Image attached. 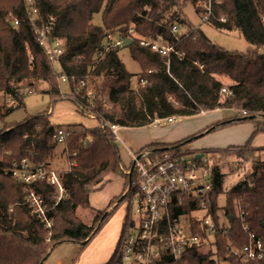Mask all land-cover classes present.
<instances>
[{
    "label": "trees",
    "instance_id": "trees-1",
    "mask_svg": "<svg viewBox=\"0 0 264 264\" xmlns=\"http://www.w3.org/2000/svg\"><path fill=\"white\" fill-rule=\"evenodd\" d=\"M205 1L35 0L33 7L40 17L39 25L54 18L53 34L65 42L60 68L71 78L68 88L77 92L75 105L92 108L88 111L96 115L98 121L122 128H144L153 126L156 120L235 110L238 115L233 120L221 122L203 135L245 122L253 123L255 135L264 133V0H221L214 6V14L217 18H225L226 23L213 19L207 23L218 30L239 32L250 46L245 53L228 51L213 44L201 30H194L188 24L184 8L192 5L200 14L198 5ZM98 14H101L102 26L92 23ZM3 18L18 19L19 29L8 31ZM130 26L142 38H162L165 43L174 44L175 50L182 55L172 54L167 67L164 59L150 48L139 46L137 41L129 46L131 57L140 65L142 76L139 77L146 81L145 85L138 82L134 86V75L123 64L120 49H104L107 30L123 32ZM173 26H178L181 31L178 40L171 33ZM55 66L30 26L24 1L0 0V91L11 100L0 108V123L25 108L26 89L49 96L53 103L60 100L62 87ZM111 77L116 78V84L108 90V102H96V91L102 87L98 80L103 81L104 88ZM222 78L228 80L229 95L221 94ZM82 80H87L88 89L94 90L92 100L83 99L87 89H80ZM40 85H45L41 93L38 91ZM244 112L245 116L242 115ZM46 113L25 120L20 127L0 137V146L12 143L10 159L21 157L33 144L36 152H40L36 161L46 162L54 156L53 135L61 126H56ZM99 127H68L72 131L67 146L72 153L76 152L73 157L76 165L60 173L65 191L60 200L54 187L45 182L34 185L49 210L48 217L54 222L50 239L45 224L24 204L22 185L0 171V264H45L62 244L86 246L111 216V208L99 212L90 204V195L102 189L110 175L122 173L115 137L108 128ZM24 134L29 135L28 140H22ZM197 138L173 146L152 144L144 149L157 154L179 149ZM263 150L252 148L250 142L244 146V152L250 154ZM222 151H217L219 156L233 152ZM224 177L219 168L213 170L211 204L218 222L217 200L225 194L227 230L210 236L195 227L197 220L192 213L197 208L187 200L183 206L174 208L175 215L188 214L193 220L191 232L199 235L203 242L214 244L216 258L212 254H200L199 246H193L187 248L177 264H220L222 259L237 264L229 252V243L239 247L247 244L244 224H248L264 243V160L254 158L252 172L226 193ZM80 208L94 215L93 223L77 216ZM239 209L246 213L244 220L238 217ZM117 252L118 246L107 264H113ZM162 264L175 263L168 259Z\"/></svg>",
    "mask_w": 264,
    "mask_h": 264
},
{
    "label": "built area",
    "instance_id": "built-area-1",
    "mask_svg": "<svg viewBox=\"0 0 264 264\" xmlns=\"http://www.w3.org/2000/svg\"><path fill=\"white\" fill-rule=\"evenodd\" d=\"M220 3L221 0H207L200 3L198 5L202 11L200 20L204 23L210 22L211 19L226 23L225 18H217L214 14V6ZM33 4L34 0H25L27 15L30 16L29 23L33 26L39 44L57 66L56 62L64 54L65 42L53 34L54 18H50L46 24H37L38 13ZM29 8L34 10L33 15L28 10ZM7 20L14 25V30L19 29L21 23L18 19L7 18ZM129 33L132 34V31ZM171 33L178 40L181 31L178 26H173ZM152 41L151 37L147 40H141V45L150 48L163 58L167 67L172 54L177 57L182 56L175 50L174 44L165 42L161 44L160 39H157L158 43ZM123 47H125V38L112 34L106 36L105 51ZM59 70L60 83L68 86L71 78L63 73L61 68ZM139 83L146 84L143 78L139 79ZM79 87L81 90L87 89L83 99L92 100L94 90L88 89L87 81H80ZM229 93L226 88L221 90L223 95H229ZM0 95L4 94L0 92ZM6 98L10 97L7 96ZM242 115L245 116L246 112ZM174 120L173 118L167 119L169 123ZM156 124H159L158 121ZM104 127H108L113 135L118 138L120 129L117 126L104 122ZM71 131L72 129L67 127L57 128L53 135V145L61 146L65 153L73 158L76 156V152L72 153L67 147ZM23 138L28 140L29 135L26 134ZM9 155L10 150L7 147L0 148V171L22 185L24 204L45 224L48 230H52L53 223L48 217L49 210L43 197L36 193L34 185L38 182H45L54 187L59 195L58 200H60L65 194L60 173L53 172L47 163L36 161L35 157L38 152L33 147L27 151V156L20 159L9 161ZM198 156L201 157L198 158ZM210 156L212 154L208 156L202 152L185 153L181 148L157 154L147 152L140 156L131 152L133 169L126 172L129 178V186L123 194V200L126 199L129 202L130 216L120 238L114 264H162L168 259H173L174 263L177 264L187 248L207 243L203 242L199 235L191 232L194 225L188 214H174V208L183 206L185 200L197 208L192 213V217L197 220L195 227L198 226L210 236L228 229L227 226L224 229L221 228L219 222L215 221L212 211L211 194L214 185L213 170L215 165L212 164L213 158ZM239 204L240 201L237 202V205ZM134 207H136L135 213H133ZM245 214L239 209V218L244 220ZM243 231L248 240L247 244L239 247L230 242L229 252L238 263L264 264L263 240L248 224H244Z\"/></svg>",
    "mask_w": 264,
    "mask_h": 264
},
{
    "label": "rangeland",
    "instance_id": "rangeland-1",
    "mask_svg": "<svg viewBox=\"0 0 264 264\" xmlns=\"http://www.w3.org/2000/svg\"><path fill=\"white\" fill-rule=\"evenodd\" d=\"M23 1L25 5V0ZM30 8L28 10L30 11L31 15H33L34 10ZM199 10L201 11L200 8ZM183 12H184L185 19L187 20L188 24L192 26L194 30L196 29L201 30L213 44H216L228 51H236L240 53H245L250 48L249 44L245 41V39L242 37V35L239 32L237 31L229 32V31L218 30L212 27L211 25H208L207 23L202 22L200 20L201 15L196 13V10L192 5H188L186 8H184ZM11 15L13 14L11 13ZM28 17L30 18L29 14H28ZM39 19L40 17L36 18L37 22ZM4 20H7V18H3L2 22H4ZM92 23L95 26H102L103 23H102L101 14L94 16ZM37 24L39 25V23ZM30 26L33 29V26L32 25ZM117 30L118 29L107 30L108 33L106 36H108V34L117 35L125 39L132 40L133 41L132 45L137 41L139 46L146 48L145 46L141 45V40H147V38H142L135 31V28H133L132 26H130V28L127 31L120 32ZM130 31H132V34L129 33ZM127 36H129V38H127ZM152 40H153L152 41L153 43H158L157 39L155 40L154 38H152ZM160 41L159 42L161 44L165 42L162 38H160ZM105 42H106V38L104 40V44ZM119 51H120L119 53L120 58L123 64L125 65L127 71L130 74L134 75V78H133L134 86H136V84L138 85L139 78H140L139 76H142L140 75L142 72L140 65L138 64L137 61H135L131 57L128 47H126V45L125 47L121 48ZM60 60L57 61L56 63H57V66L61 67ZM57 66H55V70L59 74L60 67L58 68ZM153 72H156V70H153ZM63 73L65 72L63 71ZM222 80L224 82V88L228 89V86H229L228 80L224 78H222ZM98 81H99V85L102 87H100V90L96 91L97 92L96 102L107 103L108 102L107 100L108 90L111 86L116 84V78L115 77L108 78L106 80L108 85L105 86L104 88H103L104 84H102L103 81L102 80H98ZM60 85H61L60 88L62 87V96L60 100L56 101L55 103H53L50 100L49 96L47 95L38 94L36 93L37 91L34 92L35 90L33 89H29V90L26 89L27 90V91L25 90L26 94L24 92L25 97L27 96V98L25 99V108L15 112L8 119L0 123V137L3 134H6L12 131L13 129L20 127L25 122V120L31 117H39V115L45 114L47 111L48 112L46 113V116L50 117L52 119L51 121L58 127L61 126V127L68 128L71 126V128H76V129H79V128L80 129L81 128L93 129V128H97L100 126L99 128H103V129L108 128V127H104L103 121L97 120L98 117L96 118V115H93L90 111H88V110H91L92 108H87V107L79 108L75 105V96H77L76 95L77 92H75L76 91L75 89L71 90L70 88H68L69 85L67 86L61 83ZM44 88H45V85H40L38 87V91L40 92ZM30 91H32V94H30ZM10 101H11L10 98L6 99L4 95H0V108L6 102L8 103ZM236 115L238 114L235 110H222L220 112H209L206 115L198 114L192 117L180 118V119H177V122H176L177 124H180L182 122H188L190 124L195 125L196 128L199 129L200 132L198 131L197 134L195 133L189 138H185L184 140L192 139L198 136L197 139H195L193 142L190 143L192 144V147H194L197 150H200V152L202 153L208 154V156L209 154H212V156H210L211 158H213L211 160L212 164L215 165V169L219 168L220 172L224 174L225 176L224 185H223V189L225 193L228 192L230 189H232L236 183L244 179L246 176H248L252 172L254 158L260 157L261 160H264V151L263 153H261L260 151V152H252V154H250L248 152H244L243 146L230 147V145H233L231 143H237L240 145H244L250 142L251 146L254 147L255 149L264 148V133H258L257 135H255L254 125L252 122L243 123L242 124L244 127L243 130H240L236 127V129L234 130L224 131L223 129L229 128V126L227 125L225 127L215 130L214 132L210 134L203 135V133L207 129L217 125L218 121L220 120H222V122L231 121L236 117ZM167 119L156 120L153 126H158V127L161 126L160 129L165 130L166 126L171 125L172 123L176 121L174 120L172 123H169ZM157 121L159 123L158 125L156 124ZM114 126H117V125H114ZM117 127L118 129H120L118 131V138L115 136L114 137H115V142L117 144V147L119 148L120 155H121L122 173L110 175L106 179L107 181L105 185L103 186V188L98 191L93 192L90 195V204L93 207V209L99 212H103L104 210L111 208L113 211L111 216L107 219V221L103 224V226L93 236V238L90 240V242L86 246H80V245H75V244H62L55 249V251L51 254V257L48 258L45 264L46 263L53 264L54 261H57V262L60 261L62 264H92L94 263L96 259L98 258L101 259L106 256L108 250H110L111 244L114 242L116 232L118 231L120 224L123 221V224L120 229V234L122 236V233L124 230L123 226L125 223L124 221L127 218V215L129 212V202L126 199L123 200V194L125 193V190L129 186V178L126 172L127 170L130 171L133 169L132 158L130 157L131 152L132 154L136 156H140L143 153H147L151 151L148 149L138 150L133 143L134 137L133 135L130 134V131L141 130V128H122L119 126ZM247 127L249 128L252 127L253 131L247 137V139L244 140L247 134V131H245ZM151 128L154 129V127L152 126ZM219 130H222L224 132L219 133L218 132ZM215 132H218V133L215 134ZM24 135L22 136L23 141H25L23 138ZM13 144H17V143L14 142ZM173 145H177V144L172 143V144H167L166 146H173ZM3 146L7 147L8 150H10V148L12 147V143L8 142V144H2L0 148H2ZM33 148H35L34 144H33ZM179 148L183 149L185 153H190L189 150L187 149V145L179 147ZM63 149L64 148H61V146L54 145V150H55L54 156L46 159V162H44V163H47L49 168L56 174L57 173L63 174L64 172L67 171V169L75 167L76 165V164H73L74 158H72V156L65 153ZM221 150H223L222 152H225L228 150H232L233 152L226 156H219V153H217V151H221ZM37 152L39 155L40 152L39 151ZM211 152H215V153H211ZM190 154H194V152H191ZM11 155H12V152H10L9 161L14 160V159H20L23 156H27V152L25 151V153L21 157L14 158V159H10ZM235 204H236V201H235ZM225 206H226V196L225 194L220 195L217 200V208H218L217 214L219 216L220 226L223 229L226 228V226H229V221L227 219V216L225 215V210H224ZM135 211H136V207L133 208V213H135ZM89 213L90 212H88L86 209L80 208L77 210V216L81 220L83 221L87 220V222L91 224L94 222L95 217L93 214L90 215ZM238 214H239V211H238ZM195 215H198V214H195ZM52 223L54 226L53 221ZM51 231L52 230H48L49 232L48 239H50L51 237ZM211 241L214 242V238H212ZM116 248H117V245L115 244L113 251L112 250L110 251L111 252L110 258H112ZM215 252L217 251H216L214 244L212 243L207 242L199 246V253L202 255L212 254V257L216 258V256L214 255ZM102 260H106V259H102ZM115 260L116 259L112 261L113 264L115 263ZM109 261L110 259H108V261L105 262V264H107ZM219 263L220 264H233L231 263V261L226 260V259L225 260L222 259ZM235 263L238 264L236 258H235Z\"/></svg>",
    "mask_w": 264,
    "mask_h": 264
},
{
    "label": "crops",
    "instance_id": "crops-1",
    "mask_svg": "<svg viewBox=\"0 0 264 264\" xmlns=\"http://www.w3.org/2000/svg\"><path fill=\"white\" fill-rule=\"evenodd\" d=\"M220 111H222V110H214V111H209V112H220ZM209 112H202L201 114L206 115ZM220 117H221V115H220ZM176 122H177V120L174 123H172L171 125L166 126L165 130H161L160 129L161 126H159V127L158 126H152V127H154V129H152L151 127H149V128L144 127V128H141V130L130 131V134L133 135V137H134L133 143H134L135 147L138 150H140V149L147 148L148 146H150L152 144H162V145H167V144H172V143L178 144V143L183 142L185 138H189L190 136H192L195 133L197 134L199 131V129H197L195 125L190 124L188 122H182L180 124H177ZM221 122H222V120L218 121V124ZM242 124L243 123L229 125V128H226L223 130L224 131L234 130V129H236V127L240 130H243L244 127ZM224 131L219 130L218 132L220 133V132H224ZM245 131H247V134H246V137L244 140L247 139V137L251 134V132L253 130H252V127H250V128L247 127ZM218 132H215V134ZM231 144H233V145H230V147H234V146H237V147L243 146L244 147V145H246L247 143L244 145H240L237 143H231ZM252 148H254V147H252ZM187 149L189 150L190 153L191 152H194V153L200 152V150H197L194 147H192V144H190V143H189V145H187ZM261 149H264V148H261ZM256 150H258V149H256ZM263 151H261V153H263ZM216 215L218 216L217 213H216ZM129 216H130V214L128 212L127 218L124 221L125 223L129 219ZM218 222H219V216H218ZM125 223H124V225H125ZM122 224H123V221L120 224L118 231L116 232L114 242L111 244L110 250H108L106 256L101 258V259L98 258L99 260L96 259L94 261V263H92V264H105V262H107L108 259H111L110 258L111 257L110 251L111 250L113 251L115 244L117 246L119 244V241L121 238L120 229H121ZM219 224H220V222H219ZM227 227H229V226H227ZM109 254H110V256H109ZM102 259H106V260H102ZM79 263H80V261H79ZM53 264H62V263L60 261H58V262L54 261Z\"/></svg>",
    "mask_w": 264,
    "mask_h": 264
},
{
    "label": "water",
    "instance_id": "water-1",
    "mask_svg": "<svg viewBox=\"0 0 264 264\" xmlns=\"http://www.w3.org/2000/svg\"><path fill=\"white\" fill-rule=\"evenodd\" d=\"M5 28L8 30V31H13L15 29L14 25L8 21V20H4L3 22ZM133 41L130 40V39H125V45L126 47H129L130 45H132ZM201 156H198V158H200ZM262 228L264 229V222L262 223Z\"/></svg>",
    "mask_w": 264,
    "mask_h": 264
}]
</instances>
